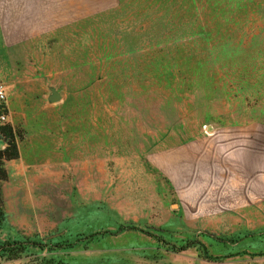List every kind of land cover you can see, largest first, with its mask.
I'll return each instance as SVG.
<instances>
[{
    "label": "rangeland",
    "instance_id": "obj_1",
    "mask_svg": "<svg viewBox=\"0 0 264 264\" xmlns=\"http://www.w3.org/2000/svg\"><path fill=\"white\" fill-rule=\"evenodd\" d=\"M25 51L0 243L41 249L0 264H264V0H117Z\"/></svg>",
    "mask_w": 264,
    "mask_h": 264
},
{
    "label": "crops",
    "instance_id": "obj_2",
    "mask_svg": "<svg viewBox=\"0 0 264 264\" xmlns=\"http://www.w3.org/2000/svg\"><path fill=\"white\" fill-rule=\"evenodd\" d=\"M116 5L117 0H0V46L23 48L27 55L37 41L87 22ZM260 135L258 140L264 144V134Z\"/></svg>",
    "mask_w": 264,
    "mask_h": 264
},
{
    "label": "trees",
    "instance_id": "obj_3",
    "mask_svg": "<svg viewBox=\"0 0 264 264\" xmlns=\"http://www.w3.org/2000/svg\"><path fill=\"white\" fill-rule=\"evenodd\" d=\"M1 132L3 136H5L7 144L6 149L0 151V181H3L6 179V173L2 168V162L3 160L15 159L17 157V152L11 129L3 128ZM6 132L8 133V135L5 134ZM30 247L41 249V247L36 243H25L20 241L2 242L0 243V258L6 256V259L9 261L16 260L23 252L27 251ZM187 248L188 247L185 246L181 250H186Z\"/></svg>",
    "mask_w": 264,
    "mask_h": 264
},
{
    "label": "built area",
    "instance_id": "obj_4",
    "mask_svg": "<svg viewBox=\"0 0 264 264\" xmlns=\"http://www.w3.org/2000/svg\"><path fill=\"white\" fill-rule=\"evenodd\" d=\"M7 103V87L0 83V105ZM6 122V117L4 115L0 116V123Z\"/></svg>",
    "mask_w": 264,
    "mask_h": 264
},
{
    "label": "water",
    "instance_id": "obj_5",
    "mask_svg": "<svg viewBox=\"0 0 264 264\" xmlns=\"http://www.w3.org/2000/svg\"><path fill=\"white\" fill-rule=\"evenodd\" d=\"M59 99H60L59 96L54 95L53 97L50 98V101L51 102H57V101H59Z\"/></svg>",
    "mask_w": 264,
    "mask_h": 264
}]
</instances>
